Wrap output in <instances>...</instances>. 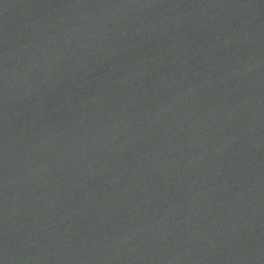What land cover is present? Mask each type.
I'll use <instances>...</instances> for the list:
<instances>
[{
	"label": "water",
	"instance_id": "95a60500",
	"mask_svg": "<svg viewBox=\"0 0 264 264\" xmlns=\"http://www.w3.org/2000/svg\"><path fill=\"white\" fill-rule=\"evenodd\" d=\"M0 264H264V0H0Z\"/></svg>",
	"mask_w": 264,
	"mask_h": 264
}]
</instances>
